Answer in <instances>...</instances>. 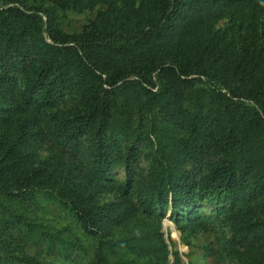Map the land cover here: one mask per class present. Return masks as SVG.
<instances>
[{
	"label": "trees",
	"instance_id": "trees-1",
	"mask_svg": "<svg viewBox=\"0 0 264 264\" xmlns=\"http://www.w3.org/2000/svg\"><path fill=\"white\" fill-rule=\"evenodd\" d=\"M44 201L90 264H183L167 211L264 264V0H0V257L47 264L21 254L35 233L69 257Z\"/></svg>",
	"mask_w": 264,
	"mask_h": 264
},
{
	"label": "rangeland",
	"instance_id": "rangeland-1",
	"mask_svg": "<svg viewBox=\"0 0 264 264\" xmlns=\"http://www.w3.org/2000/svg\"><path fill=\"white\" fill-rule=\"evenodd\" d=\"M91 15L71 14V26L80 29ZM45 152H43L44 154ZM121 175H124L121 173ZM107 200L113 199L110 194L105 197ZM43 207L37 212L40 215L39 222L43 225H49L46 230L50 232H61L59 237L72 243L71 254L65 258L59 254L49 255L45 249L42 250L38 243L39 233H35L31 242L21 254L39 255L40 261L47 264H90L93 259V245L95 239L84 235L80 229L69 226L72 223L69 217L66 218L63 212H58L54 205L42 203ZM48 205H51L47 208ZM60 211V210H59ZM201 211L210 215L212 208L204 206ZM172 211H167L161 218L163 233L167 240L172 263L175 260L174 254L178 253L183 264H239L237 259L230 257V248L228 241L232 237L231 231L224 222L216 221L214 226L208 228V231L183 235L176 224L171 220ZM38 222V219H37ZM66 227V228H65ZM72 230V232H71ZM0 250V255H1ZM136 257L130 253L122 252L118 260L133 261ZM0 264H21L19 262L10 263L6 258L0 257Z\"/></svg>",
	"mask_w": 264,
	"mask_h": 264
}]
</instances>
